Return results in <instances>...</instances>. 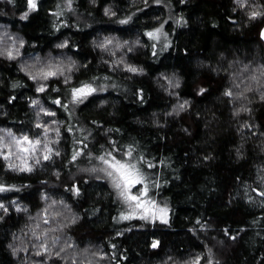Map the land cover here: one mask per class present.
<instances>
[{"label":"trees","instance_id":"1","mask_svg":"<svg viewBox=\"0 0 264 264\" xmlns=\"http://www.w3.org/2000/svg\"><path fill=\"white\" fill-rule=\"evenodd\" d=\"M36 4L0 0V50L16 41L20 52L0 55V131L45 134L59 155L35 161L30 172L0 157V264H190L198 255L199 264H264V16H249L264 12V0ZM169 17L168 46L155 51L145 33ZM37 60L65 68L39 81L44 92L22 69ZM96 81L102 91L72 101L73 87ZM32 99L55 115L40 113ZM113 142L134 144L155 165L145 167L159 185L150 195L168 206L167 222L120 218L123 201L111 181L90 171Z\"/></svg>","mask_w":264,"mask_h":264},{"label":"snow or ice","instance_id":"2","mask_svg":"<svg viewBox=\"0 0 264 264\" xmlns=\"http://www.w3.org/2000/svg\"><path fill=\"white\" fill-rule=\"evenodd\" d=\"M156 3H160L161 0H155ZM237 4L240 7H245L248 3V0H236ZM68 4H71V0H68ZM28 7L29 9H35L37 7L36 0H28ZM253 8L255 6L253 5ZM106 13L114 15V13H110L109 9H105ZM23 16L26 18L27 13H24ZM249 16L255 19L258 16H264V12L259 10H252L249 12ZM130 17L126 18L125 20L120 21L121 23H126ZM183 18L177 20L179 23ZM164 25L161 24L159 27L154 28L150 31H147L145 34L148 36L149 39L154 41H159L161 36L167 39L168 33L163 31ZM264 36V32L261 33ZM107 44L112 43L111 40L106 39ZM136 43H140V41H136ZM170 43V41H169ZM16 41H13L12 48H4L0 50V55H6L9 59H14L16 56L20 55L19 49L15 47ZM19 44L23 45L24 40H19ZM67 44L65 41L64 44L59 45V47H64ZM100 47H105V44H101ZM119 47V44H117ZM153 49H155L156 45H152ZM74 62L68 64L67 68L70 70L73 67ZM39 65V60L36 61L33 65H24L22 69L28 73L29 77L32 80L38 81L37 91L44 92L47 88L46 83H39V81H47L50 77H55L61 75L65 68L61 64H47L44 66H37ZM129 71L135 72H143V68H137L133 65H126ZM71 79V77H67L66 81ZM253 79H256L254 76ZM171 84L172 82L169 81ZM16 85L13 84V87ZM175 86H179V80L176 81ZM98 90L96 87H93L91 83H84L81 84L80 87H73L71 89V99L73 102H80L83 98H86L93 92ZM200 92H204L203 88L199 89ZM225 95L231 97L233 92L229 89L225 92ZM238 95H242L239 93ZM261 100H264V92L261 93L260 96ZM54 103L61 104L62 107L67 108L66 104H63L61 99L57 98ZM31 104L39 107L40 113H45L47 115H55L54 112H51L49 109L40 105L38 99H32ZM188 104V101L185 100L182 104H179L177 107L183 109ZM247 111L248 109H238L237 111ZM176 111V108L173 109ZM39 115V113H38ZM53 124L56 121H52ZM38 127H43L45 129L48 128L47 124H39ZM250 127V125H249ZM5 132L8 134V138H5L3 135H0V157H3L5 160H12L13 158L18 159L20 161L19 164L10 162L8 167L13 170L17 171H32V165L29 164L28 158L31 157L39 163V157L34 155L38 151H43V159L47 160L50 156L54 153L55 155H59V152L52 148L47 141H41L39 138H31L28 135H21L17 136L15 133L11 132L9 129H5ZM57 134H59V129L55 130ZM69 131H72L69 128ZM80 143H83L81 141ZM40 146V147H38ZM115 152H120L121 155L119 158L117 157ZM82 154V150H77L73 153L72 159L76 160L78 156ZM89 157H92V153H87ZM96 160L100 161V166L96 167L93 166L90 171L92 172H101L104 173V178L109 179L112 183L113 188L116 190L118 197L123 201L124 204L127 205L129 211L121 212L120 218L121 219H131L133 216L139 215L141 219H152L155 220L159 218L160 220L167 222V214L169 212L168 206L166 204H159L152 196L150 195V187H158V183H154L145 171V167L147 168H154L155 165L147 162V158L143 155H139L137 153V149L134 144H128L125 146L124 149H117L115 148V142H113V149L109 151H105L104 153L97 155L94 157ZM207 159V157H205ZM162 163V161H161ZM100 178V177H98ZM7 187L14 188L15 185H10ZM75 187V186H73ZM135 189V191H134ZM6 186L0 184V192L5 191ZM75 191L79 193V188L75 187ZM259 194L264 196V191H260ZM5 206L3 203H0V208H4ZM6 210V209H5ZM2 219V217H0ZM201 227H205V225H201ZM56 238H53L55 240ZM159 244L158 241L153 242V247H157ZM9 247H12L9 245ZM40 249H43L45 253L49 251L46 243H41L39 245ZM13 253L15 254L17 249L13 248ZM63 251V249H61ZM209 253H211V249H209ZM37 255H40V252L37 251ZM55 255L59 256L60 253L56 252ZM99 255V253L97 254ZM201 257L198 255L193 260L190 261V264H199ZM208 264H212V261L209 260Z\"/></svg>","mask_w":264,"mask_h":264},{"label":"rangeland","instance_id":"3","mask_svg":"<svg viewBox=\"0 0 264 264\" xmlns=\"http://www.w3.org/2000/svg\"><path fill=\"white\" fill-rule=\"evenodd\" d=\"M162 24L164 25V27H163V31L164 32H169L170 30H172L173 28H174V19H173V17H169V18H167V19H165L163 22H162ZM167 24L168 25H170V24H172V27H166L167 26ZM160 25H158L157 27H159ZM156 27V28H157ZM167 39H168V36H167ZM165 41H166V39H165V37H163V36H161V38H160V40L159 41H154V40H151V42H152V45L153 44H155L156 45V47H155V51H163L164 49H166V47L168 46L167 44L165 45L164 43H165ZM167 43V42H166ZM92 85H93V87H96L97 89H100V88H102L103 86H104V84H102V83H100V82H92L91 83ZM0 135H3L5 138H8V134H7V132H2V131H0ZM18 136V135H17ZM19 137V136H18ZM41 141H47L49 144H50V142H49V138H48V136L47 135H45V134H43L42 135V137H40L39 138ZM38 147H40V146H38ZM34 155H36V156H38L39 157V160L40 159H43V151L42 150H40V151H38L36 154H34ZM36 160L35 159H33V158H31V157H29L28 158V162H29V164H32V163H34ZM8 162L10 163V162H12V163H16V164H19L20 163V161L18 160V159H15V158H13L12 160H8ZM134 191H135V189H134ZM122 206H123V208H124V212H126V211H129V209H128V207H127V205L126 204H122ZM137 217H139V215H136Z\"/></svg>","mask_w":264,"mask_h":264}]
</instances>
